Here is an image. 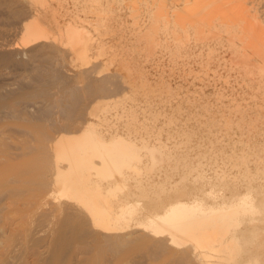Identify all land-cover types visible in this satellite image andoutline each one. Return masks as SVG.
I'll list each match as a JSON object with an SVG mask.
<instances>
[{
    "label": "bare ground",
    "instance_id": "obj_1",
    "mask_svg": "<svg viewBox=\"0 0 264 264\" xmlns=\"http://www.w3.org/2000/svg\"><path fill=\"white\" fill-rule=\"evenodd\" d=\"M172 1L170 9L164 3H153L150 17L143 25L145 46H153L163 35L167 38L170 31L174 40L181 41L187 34L184 28L203 37L217 39L224 35L231 40V61L236 67L234 78L237 85L242 82L239 89L244 94L264 89V19L261 16L250 18L247 9V16L244 14L247 21L244 15L238 14L246 5L241 0H180L182 5ZM87 8L90 10L92 5ZM3 9L8 12L9 22L20 24V43L0 41V46L4 45L0 47V67L11 66L17 72L10 73L13 81L0 82V148L4 151L35 149L24 162H29V176L34 172L36 176L18 177L14 181L37 184L34 186L39 190L37 197L48 207L44 213L39 210L38 214L44 215L43 219L38 218L46 221L59 214L72 217L79 232L89 235L88 245L120 248L131 241H140L155 253L175 257L181 264H234L237 256L240 260L246 254L249 258L243 264L259 259L261 245L256 246L252 256L253 246H247L246 238L252 239L264 231L256 206V201H264L263 161L255 163L253 168L247 164L244 170L253 174L249 181H229L225 194L212 191L211 179L204 174L199 182L186 184L188 174L199 171L200 162H187L192 156L183 153L174 156L166 151L165 143H152V138L141 135L149 132L147 127H141L145 122L133 116L128 110L131 106H125L135 91V81L144 78V71L125 67L123 74L118 66L109 67L112 60L107 58L102 60V65L95 63L73 72L67 68V64L88 58L92 47L104 53L103 43L95 40V33L89 30L93 21L85 24L75 13L65 18L57 6L44 4V0H0V13ZM111 9L100 4L102 17L99 18L106 22L105 31L118 23ZM253 10L251 16L259 11ZM223 31L227 35H222ZM2 35L0 38H4ZM24 54L28 56L26 61L21 59ZM28 60L39 61L27 71V76L37 84L31 90L23 81L27 77L23 69ZM107 99L115 101L114 114L102 108ZM37 100L42 103L39 108L35 104ZM181 105L179 102L175 108ZM123 117L125 120L118 125L109 123L111 118ZM137 126L140 130L132 137ZM56 147L60 148L59 155L51 154ZM171 159L174 161L169 163ZM215 165H219L215 163L212 169L216 174ZM160 166H163L160 171L176 169L179 184L175 182L178 185L173 187L170 183L173 187L170 189L166 183L170 182L168 178L157 181L154 171ZM2 175L0 169V183ZM256 178V182H251ZM28 211L25 218L37 215ZM21 218L25 220L24 216ZM29 218H26L29 226L34 220L33 225L38 224V218H34L30 225ZM88 245L81 246L80 254L88 255Z\"/></svg>",
    "mask_w": 264,
    "mask_h": 264
},
{
    "label": "rangeland",
    "instance_id": "obj_2",
    "mask_svg": "<svg viewBox=\"0 0 264 264\" xmlns=\"http://www.w3.org/2000/svg\"><path fill=\"white\" fill-rule=\"evenodd\" d=\"M157 1L164 3L166 9H170L174 4L172 0H44V4L57 6L65 18L75 13L77 19L85 20V24L87 21H93L92 27L87 26L95 33V40L102 42L105 47L104 53L95 51L92 47L88 58L67 64V68L73 72L78 68L93 66L95 63L102 65V60L107 58L112 60L109 67L118 66L123 74L126 73V69L123 70L125 67L144 71V78L135 81V91L127 98L125 104L126 107L131 106L128 110L133 112L137 120L145 122L141 127H147L149 132L148 135L144 133L141 135L152 138V143H165L166 151L174 156L178 153L192 156L186 159L187 162H200L199 171H191L186 184L199 182L201 174H204L211 179L212 191L225 194L229 181L245 183L249 181L253 174L244 170L247 164L253 168L255 163L264 162V151L261 150H264V89L261 92L254 90L246 94L239 89L238 86L242 85V82L237 85V79L234 78L236 67L231 61V40L224 37L223 34L227 35L225 31L222 37L216 39L215 36L203 37L201 33L196 34V31L194 33L192 29L184 28L187 36L183 34L181 41L174 40L170 31L166 34L167 38L163 35L160 39L157 38L153 46L150 45L149 48L145 46L146 41L142 37L143 25L147 23L153 10V3ZM174 1L182 5L183 0ZM241 1L249 5H245L241 12H237L238 14L247 16L249 11L248 17L253 18L256 15L255 17L261 16L260 19H264L262 0ZM57 2L61 5L58 6ZM100 4L112 8L111 15L118 19L117 25L106 31L104 30L106 22H102L99 18L102 17ZM252 4H256V7L254 5L253 8ZM91 5L92 8L89 10L87 6ZM258 5L263 6L262 9ZM132 7L136 10L133 11ZM250 8L255 9L252 12L256 9L261 10L251 16ZM176 11L181 12V10ZM7 14L5 9L0 13V35L3 34L4 37L0 38V41L20 43V24L9 22ZM235 15L237 16L236 13ZM245 18L247 20V17ZM28 49L29 46L24 52ZM148 49L149 52L146 51ZM17 56L16 58L19 59ZM22 56L21 59L26 61L28 56L25 54ZM38 62L28 60V67L25 66L23 69L25 77L29 67H33ZM11 72L14 75L17 73L11 66L0 67V82L13 81ZM23 81L30 86V90L37 86L32 77L27 76ZM106 102L107 104L102 108L107 109L108 114H114L115 101L107 99ZM179 102L182 103L181 108L176 109L175 106ZM35 104L37 108L42 106L39 101ZM116 107L119 111L120 105ZM123 120L125 117L111 118L109 123L118 125ZM244 121L248 124L245 125ZM139 130L137 126L136 130H133L132 137L137 136ZM178 141H182V144L180 145ZM176 142L178 149L175 148ZM4 150L0 148V169L3 170L2 183H0V209L3 207L2 211L0 210V264H170L172 261L174 262L171 264L175 262L181 264L175 257L174 260L164 252L155 253L151 247L148 248L140 241H131L120 248L107 247L106 244L88 245L89 235L79 232V227L70 219L72 217L59 214L60 217L55 215L46 221L42 220L43 213L48 207L37 197L39 190L38 187H34L37 184L14 181L18 177L27 179L36 176V172L29 176L31 174V170H27L29 162H24L34 154L35 149ZM50 153L59 155L60 148L56 147ZM8 158L9 160H5ZM173 161L174 159H171L169 163ZM215 163L219 165V167L215 165L218 171L216 174L212 170ZM162 167L156 168L154 178L157 181L168 178L170 182L165 180L167 184L169 183V186L165 185L168 187L179 184V178L175 175L178 171L174 168L160 171ZM257 180L256 178L251 182ZM175 182L177 183L174 184ZM31 185L37 190L34 191ZM171 187L170 189L173 188ZM217 187H219L218 191ZM34 194L36 196H33ZM27 198L30 200L26 201ZM139 200L146 199L139 198ZM27 202L32 205L28 206ZM256 203L260 212L256 215L257 218H262L261 227L264 228V205H262L264 201H256ZM19 204H22L19 207L21 210L18 208ZM22 206L27 211L32 208L28 211L30 213L34 209L31 215L33 212L37 213L31 219L28 213L29 217L26 216L30 219L28 222L42 217V219L38 218L41 222L37 219L38 224L33 225L36 221L34 220L29 226L25 218L27 211L22 210L24 209ZM40 209L43 212L42 216L39 215ZM23 216L25 220L21 218ZM4 223L6 228L3 227ZM257 225L260 226L259 222ZM242 239L249 240V243L245 241L248 247L253 246L252 256L255 255L256 246L261 245L259 259L252 260L251 264H264V231L263 234H257L252 239L250 237ZM244 241L242 247L246 245ZM85 245H88L89 248L86 249L91 251H88V255L80 254V251H83L81 248ZM239 257L237 256L233 262L243 264V261L249 258L248 254L242 256L243 259L238 260ZM224 262L230 261L224 260Z\"/></svg>",
    "mask_w": 264,
    "mask_h": 264
}]
</instances>
